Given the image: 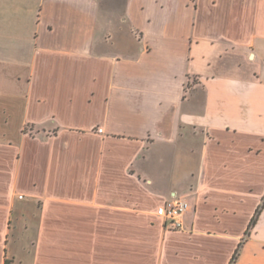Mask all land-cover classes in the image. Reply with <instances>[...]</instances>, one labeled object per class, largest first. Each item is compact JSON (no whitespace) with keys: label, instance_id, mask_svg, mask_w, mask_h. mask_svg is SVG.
Listing matches in <instances>:
<instances>
[{"label":"crops","instance_id":"obj_1","mask_svg":"<svg viewBox=\"0 0 264 264\" xmlns=\"http://www.w3.org/2000/svg\"><path fill=\"white\" fill-rule=\"evenodd\" d=\"M237 251L264 264V0H0V264Z\"/></svg>","mask_w":264,"mask_h":264},{"label":"built area","instance_id":"obj_2","mask_svg":"<svg viewBox=\"0 0 264 264\" xmlns=\"http://www.w3.org/2000/svg\"><path fill=\"white\" fill-rule=\"evenodd\" d=\"M190 206V202L186 198L173 195L158 207L157 214L167 225L173 228H183V218Z\"/></svg>","mask_w":264,"mask_h":264},{"label":"trees","instance_id":"obj_3","mask_svg":"<svg viewBox=\"0 0 264 264\" xmlns=\"http://www.w3.org/2000/svg\"><path fill=\"white\" fill-rule=\"evenodd\" d=\"M262 207H263V204L260 205V207L258 208V210H257V212H256V214H255V216H254V218L252 219V221H251V223H250V227H252V226L256 223V221H257V219H258V217H259V215H260V212H261V210H262ZM237 254H238V251H237L236 254L234 255V258H233V260H232V264H234V261H235V259H236V257H237ZM6 264H7V262H6Z\"/></svg>","mask_w":264,"mask_h":264},{"label":"rangeland","instance_id":"obj_4","mask_svg":"<svg viewBox=\"0 0 264 264\" xmlns=\"http://www.w3.org/2000/svg\"><path fill=\"white\" fill-rule=\"evenodd\" d=\"M36 125H31V124H28V125H26L25 126V131H31V130H34L36 127H35Z\"/></svg>","mask_w":264,"mask_h":264}]
</instances>
